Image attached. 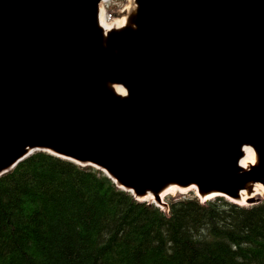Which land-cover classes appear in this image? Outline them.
I'll list each match as a JSON object with an SVG mask.
<instances>
[{
    "label": "water",
    "instance_id": "obj_1",
    "mask_svg": "<svg viewBox=\"0 0 264 264\" xmlns=\"http://www.w3.org/2000/svg\"><path fill=\"white\" fill-rule=\"evenodd\" d=\"M103 1L0 0V175L47 151L165 210L171 186L254 203L264 0H131L106 30Z\"/></svg>",
    "mask_w": 264,
    "mask_h": 264
},
{
    "label": "trees",
    "instance_id": "obj_2",
    "mask_svg": "<svg viewBox=\"0 0 264 264\" xmlns=\"http://www.w3.org/2000/svg\"><path fill=\"white\" fill-rule=\"evenodd\" d=\"M0 264H264V198L184 196L166 212L35 151L0 175Z\"/></svg>",
    "mask_w": 264,
    "mask_h": 264
},
{
    "label": "bare ground",
    "instance_id": "obj_3",
    "mask_svg": "<svg viewBox=\"0 0 264 264\" xmlns=\"http://www.w3.org/2000/svg\"><path fill=\"white\" fill-rule=\"evenodd\" d=\"M105 1H107V0H104L100 4L99 20L104 25L105 30H106V29H108L111 26H119V25H121L123 23V21H124V15L120 19H118L116 21L106 23L105 22V18H104V13H105V10H104V2ZM129 5L130 4H128L127 7ZM243 129H245V127H243ZM237 133H239V131H237ZM244 152H245V155L241 158V164H243V165L248 164V163H250V162H252L254 160V150L251 147H245ZM248 180H251V178L248 179ZM187 191H194L195 192L194 188H189L188 189V188H179L177 186H171L168 189H166L164 192L161 193V199L164 200L165 199V196L167 194H173V193H176V192L181 193V192H187ZM253 195H264V186L263 185H256V187H255V193ZM210 198L211 197H204V198H200V199L201 200H207V199H210ZM145 199H147L149 201H152V197L151 196H147ZM238 203L245 204L246 203L245 202V196H243L242 199Z\"/></svg>",
    "mask_w": 264,
    "mask_h": 264
},
{
    "label": "rangeland",
    "instance_id": "obj_4",
    "mask_svg": "<svg viewBox=\"0 0 264 264\" xmlns=\"http://www.w3.org/2000/svg\"><path fill=\"white\" fill-rule=\"evenodd\" d=\"M130 3H131V0H107V1H105L104 2V10H105L104 18H105V22L109 23V22H113V21H116V20L120 19L124 15V11H125L127 5L130 4ZM258 173H259V170H258ZM192 195L193 196L195 195V193L193 191H187V192H181V193L176 192V193H173V194H167L165 196L164 201L166 203H169L170 200H176L179 197L192 196ZM263 198H264V195H254V200H255L254 202H257V201H259L260 199H263ZM244 205H251V204L245 203ZM165 211L167 212L168 208Z\"/></svg>",
    "mask_w": 264,
    "mask_h": 264
}]
</instances>
